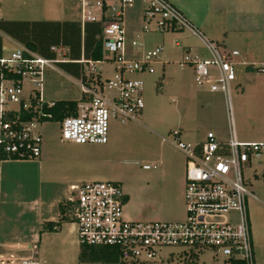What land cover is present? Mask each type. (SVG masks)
<instances>
[{"label":"built area","instance_id":"1","mask_svg":"<svg viewBox=\"0 0 264 264\" xmlns=\"http://www.w3.org/2000/svg\"><path fill=\"white\" fill-rule=\"evenodd\" d=\"M107 1L80 0V6L82 19L87 22L100 21L101 17L108 19L102 25L101 39L103 51L111 57L115 75L103 81L95 74L98 62L83 58L74 61L86 77L92 75V79L86 83L79 81L81 97L76 104L75 116L55 122L59 125L62 142L81 146L104 145L111 120L120 124L137 122L144 107V83L126 75L152 74L153 65L160 63L162 47L145 52L140 59H131L141 48L139 35L128 38L121 24V13L124 8L131 7L134 0H113L111 11L115 12L116 7L117 12L109 16L105 14L109 8ZM142 2L144 32L185 31L200 41L206 57L194 59L185 53L180 66H190L197 88L221 93L230 112V85L236 80V69L241 66L236 61L238 52L225 50L207 40L167 0ZM174 46H178L176 41ZM50 52L62 55V58L48 60L20 45L0 57V165L36 160L41 156L39 126L54 122L53 114L48 110L57 102H46L41 96L42 71L45 66L68 63L60 48L50 47ZM259 71L263 72V69L259 68ZM96 76L101 84L97 83ZM28 83L32 88L26 93ZM169 134L172 138L170 144L185 158L184 220H125L126 195L119 183L75 184L69 187L73 195L70 201L74 204L71 223L75 226L79 244L115 249L118 264H155L157 253L164 248L180 249L185 261L203 251H211L222 264L229 261L254 264L246 208L252 194L243 179L242 167L262 157L264 143L239 142L232 129H229L225 142H219L212 132H207L202 140L193 144L181 141L179 129ZM161 141L167 143L164 138ZM155 168V165L142 166L143 170ZM36 249L33 245L32 250ZM0 264L38 262L33 257L19 259L8 255L6 258L0 256Z\"/></svg>","mask_w":264,"mask_h":264},{"label":"rangeland","instance_id":"2","mask_svg":"<svg viewBox=\"0 0 264 264\" xmlns=\"http://www.w3.org/2000/svg\"><path fill=\"white\" fill-rule=\"evenodd\" d=\"M70 1L75 4L73 14L63 18L78 20V0ZM112 3L113 0L107 1L109 8L105 14L117 12L116 7L115 12L111 11L114 7ZM143 8L142 0H134L132 6L124 8L121 13V24L128 38L139 35L138 43L141 49L137 50L131 59H140L145 52L162 47V60L165 64L163 67L153 65L152 74L126 75L144 83L142 117L138 118L137 122L124 124L111 120L108 143L93 146L62 142L58 123L46 122L39 126L42 149L46 150L48 157L41 167L40 158L5 162L0 165L2 258L8 255L19 259L33 257L38 264H104L78 263L79 242L72 223L60 226L61 231L56 233L61 234V238L47 234L40 243L37 241L38 237L30 239L27 236L31 227L34 230L37 228L35 218L38 207L47 211L48 206L58 198L59 203L68 201V179L78 180L81 178L78 176L85 172L84 175L89 174L90 177L83 178L84 183L119 182L123 192L131 195V199L134 198L135 209L143 210L145 213L154 210L160 212L159 217L136 219L125 216V220L181 222L185 218L183 199L185 158L170 144L172 138L169 132L181 130V141L189 144L202 140L207 132L214 133L219 142H225L229 129L234 131L239 142L243 141L241 139L243 137L255 140L257 135L264 134V74L256 69L244 72L240 68L236 69V80L231 83L229 90L228 112L221 93H209L205 88H197L190 66H180L183 62L182 52L173 46V39L181 42L178 33L161 34L142 30ZM60 18L59 15H52L45 10L42 13L37 0H0L2 20L38 21ZM150 29H154L153 24L150 25ZM0 36L4 55L17 49L15 43L9 41L6 35L0 33ZM60 58L62 56L57 55V59ZM103 58L106 61L95 65V74L105 81L112 79L115 72L110 64V55L103 51ZM40 84L41 96L46 102L78 101L81 97L79 81L64 73L57 64L45 66ZM31 88V84H26V93ZM162 138L166 139L167 143H163ZM177 163L180 169L175 172L172 167H177ZM145 164H159L157 171L166 168L174 171L170 194L165 195L164 189L163 195L150 194L148 189L163 184L159 177H155V173L142 169ZM263 172L264 154L242 167V176L248 190L259 200L262 198L260 191H264L261 177ZM71 196L70 193L69 198ZM36 232V236H39V229ZM33 245L37 247L35 251L32 250ZM252 248L254 264H264V253L261 249L253 243ZM155 264H222V262L211 251H203L191 260L185 261L180 249L164 248L157 253Z\"/></svg>","mask_w":264,"mask_h":264},{"label":"crops","instance_id":"3","mask_svg":"<svg viewBox=\"0 0 264 264\" xmlns=\"http://www.w3.org/2000/svg\"><path fill=\"white\" fill-rule=\"evenodd\" d=\"M167 1L172 6H174L179 12H181L182 15H184V17L195 28H197L207 40L215 42L217 45H219L221 48L225 50L237 51L239 56L236 58V61L240 63L241 65L240 70H242V72L250 71L256 68H262L263 72L261 73L264 74V0H167ZM37 4L39 5L40 9H42V13L43 10H45L47 13H50L52 15H56V16L59 15V18L61 17L60 20L53 19V20H38V21L35 20L34 21L10 20V21L75 22V23H79L81 28L83 27L84 23H89L82 19L80 0H78V10H79L78 20H68L63 18L66 17V15H68L69 17L73 14L75 4H73L70 0H37ZM0 20L9 21L2 19ZM141 20H142V14H141ZM173 33H178L181 37V42H179L177 39H173V46H174V42L176 41L178 43V46H174V47L179 48L181 50L182 56L185 53H187L194 59L197 58L203 59L206 57L201 47L200 41L197 38L191 36L189 33L185 31H177ZM8 40L15 43L16 46L19 45L10 38ZM58 48L62 50V54L64 56L66 49L63 47H58ZM3 51L4 48L2 44V53ZM81 58L83 57L81 56L80 59ZM164 64L165 63L162 60V54H161L160 63H158V65L163 67ZM246 66H250L251 68L246 70L245 69ZM142 115H143V111L140 117H142ZM180 133L182 136L181 130ZM241 139L243 140L242 142L245 143H264V134L257 135V137L254 138L255 140H251L252 138H245V137ZM47 158L48 157L46 150H44L43 148L41 150V156L39 160L40 167L42 163H45ZM69 160L70 159H68V166L70 165ZM148 165H155L156 168L145 171H152L153 174L155 173L156 174L155 177L156 178L159 177L163 184L161 186L156 185L148 189L150 191V194L159 193L163 195L162 189L165 190L164 191L165 195H168V193L170 194L173 188L172 186L173 173L174 171L176 172L178 169H180L178 163L176 164L177 167H172V170L174 169V171H172L170 168H166V169L163 168L164 170L160 169L159 171H157L156 169L159 164L158 165L148 164ZM84 174L85 172H83V175L78 176L81 178H78V180L75 181H71L70 179H68V199H67L68 201H70L73 197L69 187L71 185L84 183L82 182V180H85L83 178L90 177L88 173H87L88 175H84ZM260 192L262 195L261 200L257 199V197H254L252 195V197L248 199L246 202V208H247V216H248L250 237L252 243L253 245H256V247L260 248L261 252L264 253V191H260ZM70 193L72 195L71 198H69ZM62 195H65V193H62ZM125 195H126V203L124 205V211H123L124 217L132 216L135 217L136 219L151 218L154 216L159 217L160 212H156V210L151 211L150 213H145L143 210L135 209L133 207L135 205L134 198L131 199V195L129 196L126 193ZM59 201L60 198L53 201V203L48 206L47 211H44L41 207H38V209L36 210V218H35L37 228L36 230H34L31 227L27 233V236L30 239H36L38 237L37 241L42 243V238L47 234L55 235L61 238V234L58 233L61 231L62 227L60 228V230L57 231L58 233L48 232L42 227L43 223L57 221L58 210L56 209L57 207L56 205L57 203H59ZM38 229L40 231V235L36 236L37 234L36 231H38Z\"/></svg>","mask_w":264,"mask_h":264},{"label":"trees","instance_id":"4","mask_svg":"<svg viewBox=\"0 0 264 264\" xmlns=\"http://www.w3.org/2000/svg\"><path fill=\"white\" fill-rule=\"evenodd\" d=\"M106 17H101L98 22L84 23L81 28L75 22H25V21H0V33L6 35L20 46L36 53L42 58L56 60L57 55L50 52V47H63L66 49L64 57L68 63H57L67 75L85 82L92 79L86 77L82 68L74 63L82 56L84 60L101 62L103 58V45L101 31ZM2 53V38L0 36V57ZM251 68L247 66L245 69ZM259 70V68H256ZM97 83L101 84L99 76ZM77 101H57L55 107L48 110L53 114V121L57 122L67 116H75ZM264 183V172L262 173ZM73 202H60L57 206L58 218L56 222H46L42 227L48 232H57L62 224L71 223ZM118 252L113 248L94 247L79 244L78 263H117ZM225 264H242L239 261H229Z\"/></svg>","mask_w":264,"mask_h":264}]
</instances>
